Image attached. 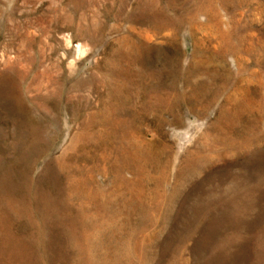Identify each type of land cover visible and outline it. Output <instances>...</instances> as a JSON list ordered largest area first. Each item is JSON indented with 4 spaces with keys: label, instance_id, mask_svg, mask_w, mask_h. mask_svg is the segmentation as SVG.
Instances as JSON below:
<instances>
[{
    "label": "rangeland",
    "instance_id": "1",
    "mask_svg": "<svg viewBox=\"0 0 264 264\" xmlns=\"http://www.w3.org/2000/svg\"><path fill=\"white\" fill-rule=\"evenodd\" d=\"M0 264H264V0H0Z\"/></svg>",
    "mask_w": 264,
    "mask_h": 264
}]
</instances>
